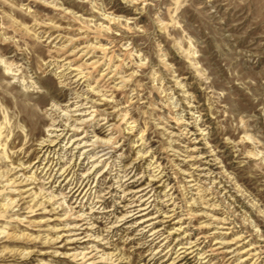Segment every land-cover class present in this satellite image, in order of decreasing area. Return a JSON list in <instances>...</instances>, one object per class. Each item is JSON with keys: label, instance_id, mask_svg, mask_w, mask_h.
Listing matches in <instances>:
<instances>
[{"label": "rangeland", "instance_id": "1", "mask_svg": "<svg viewBox=\"0 0 264 264\" xmlns=\"http://www.w3.org/2000/svg\"><path fill=\"white\" fill-rule=\"evenodd\" d=\"M76 96L96 105L75 137L111 139L97 169L71 131L42 149ZM128 167L154 184L153 244L120 219ZM188 246V264H264V0H0V264H161Z\"/></svg>", "mask_w": 264, "mask_h": 264}, {"label": "bare ground", "instance_id": "2", "mask_svg": "<svg viewBox=\"0 0 264 264\" xmlns=\"http://www.w3.org/2000/svg\"><path fill=\"white\" fill-rule=\"evenodd\" d=\"M58 49V48H57ZM64 49V48H63ZM63 51V50H62ZM75 53V52H74ZM73 52L72 53H66L63 54L64 60H68V63L70 64V66H73L72 71L76 72V71H80L82 70V68L85 66V63H81L77 66V64L83 59L82 56H76ZM81 72V71H80ZM79 74V73H78ZM106 74V73H105ZM105 74L101 75L99 79H97L95 81V89L98 93L96 94H92L94 96L103 93V95L101 97H106L107 92H110L108 89H110V85H109V80L107 79L106 76H104ZM75 76V75H74ZM80 77V76H78ZM86 79V78H84ZM67 80V79H66ZM70 83V82H69ZM78 83V81L74 82V84ZM72 84L68 85L71 86ZM80 87V86H79ZM114 88V87H113ZM94 89V90H95ZM93 90V89H92ZM77 91V90H76ZM95 92V91H94ZM89 93V92H88ZM87 93V94H88ZM76 94V93H75ZM83 98H81L80 96H76L75 100L77 101L75 104V109L73 110V112L77 115V117H79L78 119L73 120V116H70L69 114H67L66 111H58L57 109H55L54 113H50V114H54L55 116V120L54 122L51 124V127L49 128V133L50 134H57V135H53V136H49V139L53 137V139H55L54 141H49L46 140L44 141L41 145H42V149L45 150V152L48 153V150L50 148H52L55 143L57 141H62L63 139L65 140L69 135V131L72 132L71 136L66 139L69 140V142L71 144H73L72 146H76V149H80V147L85 148H90V150H87L88 152L84 155H86V158H90L91 159V163H93V167L95 169H97L96 167H98V162L99 160H101L102 158H106L110 153L106 152V149H104V145L102 144H109L111 139L108 141H102L99 138H96L95 140H93L92 138H89V136H81V137H75L78 136L77 134L80 133V128L83 126H86L87 121L88 120H84L83 118H85V116H89L91 114L88 113L87 109H92L95 107L96 103L90 101L88 98H85L86 100H82ZM88 99V100H87ZM106 101V100H105ZM70 105V104H69ZM85 105H92L89 108H86ZM54 106V105H53ZM67 106V105H66ZM71 106V105H70ZM69 106V107H70ZM61 107V106H60ZM68 107V108H69ZM67 109V108H66ZM65 109V110H66ZM51 110V109H50ZM52 118V117H51ZM88 126V125H87ZM89 127V126H88ZM87 127V128H88ZM60 128H64V129H60ZM71 128V129H70ZM83 131V130H82ZM81 131V132H82ZM68 132V133H67ZM60 133V134H59ZM66 133V134H65ZM59 134V135H58ZM87 134V133H86ZM72 139V140H71ZM65 140V141H66ZM69 143H67L68 145ZM107 147V146H106ZM110 147V146H109ZM82 148V149H83ZM39 149V148H38ZM51 152V151H50ZM46 154V153H44ZM90 156V157H87ZM84 157V156H83ZM109 157V156H108ZM112 158V157H111ZM194 158V157H193ZM108 159V158H106ZM53 161V160H52ZM49 162V161H48ZM55 163V162H54ZM59 164V163H58ZM60 165V164H59ZM92 166V165H91ZM108 166V165H107ZM132 167V166H131ZM129 169L125 170L124 173V178H128L127 180L131 183L128 185V187L130 185L133 186V188H136V190L134 192H132L131 194H129L130 196L134 195L133 197H131L130 200H127V198H125V202H128V205H126V210L124 212H122L123 216L120 218L121 221H127L129 219H132L130 221H133L134 219H142L140 221V225H145V229H150L147 233L152 232V240H150L149 244H153L154 242L157 241L158 237H160V232L157 231H152V229H154L155 227V223H151L155 218H150V209L152 207V202L151 199L153 196H151L152 190H153V181L152 183L149 182L145 185L139 184V181L136 180L135 178V174H134V169L128 167ZM135 168V167H134ZM72 168H67V169H59L58 173H55L53 175H51L50 177H48L49 182L47 184H54V183H58L60 182V186L61 184L65 181H67V179H69L70 173H72ZM123 169V168H122ZM52 169H49V172ZM56 172V171H55ZM60 172V173H59ZM136 172V171H135ZM95 173V172H94ZM100 173V172H99ZM119 173V172H118ZM148 173V172H147ZM87 174V173H86ZM102 174V173H101ZM46 175V174H45ZM74 175V174H73ZM99 175V174H98ZM154 175V174H153ZM84 176V175H83ZM143 176V173H142ZM91 175H88L85 177V180L82 181L81 184H79V187H75L72 188L71 191L69 192L70 195L72 196V198L76 197L77 199H79V197H81L83 194V198L85 200V198H87L88 194H91V188L90 186V180H91ZM141 178V177H140ZM146 178V177H145ZM151 178V176H150ZM154 178V177H153ZM73 179V178H72ZM72 179L68 182V184L72 181ZM99 179V178H98ZM78 180V179H77ZM126 180V181H127ZM140 180V179H139ZM157 180V179H156ZM127 181V182H128ZM15 182V181H14ZM124 182L122 183L121 181H119V183H122V185L120 184L119 188H123L124 185L127 183ZM161 182V181H160ZM191 182V181H190ZM96 183V182H95ZM12 184V183H11ZM72 184V183H71ZM97 184V183H96ZM58 186V185H57ZM75 186V185H74ZM135 186V187H134ZM161 186V185H160ZM89 187V188H88ZM127 187V188H128ZM126 188V187H125ZM151 188V190H150ZM97 189V188H96ZM124 189V188H123ZM150 190V191H149ZM122 191V190H121ZM98 192V191H97ZM93 194V193H92ZM110 195V193H109ZM107 196V195H106ZM64 197V194H63ZM139 197V198H137ZM53 198V197H52ZM51 198V199H52ZM133 198V199H132ZM50 199V200H51ZM153 200V199H152ZM99 202H97L98 205ZM105 204V203H104ZM130 205V206H129ZM103 206V205H102ZM100 208V207H99ZM123 209V208H122ZM99 210V209H98ZM95 212V211H94ZM160 212V211H159ZM101 213V212H100ZM161 214V213H160ZM190 215V214H189ZM114 216V215H113ZM81 217V216H80ZM194 217V216H193ZM87 218V217H86ZM165 218V217H164ZM119 219V220H120ZM173 220V219H172ZM120 223V222H119ZM91 225V224H90ZM75 226V225H74ZM73 226L74 229H77ZM91 227V226H90ZM72 228V227H71ZM116 228V227H115ZM92 229V228H91ZM95 230V229H94ZM177 231V230H176ZM175 231V232H176ZM94 232V231H93ZM173 233V232H172ZM91 234V233H90ZM95 234V233H94ZM144 234V233H143ZM164 235V234H163ZM88 236V235H87ZM86 236V237H87ZM162 236V235H161ZM171 237V236H170ZM99 238V237H98ZM102 241V240H101ZM73 242V241H72ZM75 242V241H74ZM178 242V241H177ZM92 243V242H91ZM147 243V242H146ZM180 244V243H179ZM200 245V244H199ZM223 245V244H222ZM93 247V246H91ZM97 247V246H96ZM191 247V246H190ZM95 248V246H94ZM100 248V247H99ZM194 248L191 247H183L181 248V250H179L178 252H172L175 254V257L172 258V255H170V257H168V254H166L164 257H161L160 259L161 264H188L189 260L187 261L188 256L194 254V252H191L192 249ZM172 249V248H171ZM183 250V251H182ZM191 250V251H190ZM177 251V250H176ZM190 251V252H189ZM198 251V250H197ZM91 252V251H90ZM189 252V253H188ZM101 253V252H100ZM188 253V254H187ZM98 254V253H96ZM163 254V253H162ZM212 254V253H211ZM84 255V254H83ZM102 255V254H101ZM100 255V257H101ZM113 255V254H112ZM203 255V254H202ZM88 256V255H87ZM115 256V255H113ZM82 257V256H81ZM92 257V256H90ZM107 257V256H106ZM202 257V256H201ZM103 258V257H102ZM114 259V258H113ZM154 258H152L151 260H154ZM160 259L158 261H160ZM203 259V258H202ZM205 259V258H204ZM105 260V259H104ZM111 260V259H110ZM150 260V261H151ZM194 260V259H193ZM84 261V260H83ZM101 261V260H100ZM155 262V261H154ZM193 262V261H192ZM120 263V262H119ZM197 264V263H196Z\"/></svg>", "mask_w": 264, "mask_h": 264}]
</instances>
